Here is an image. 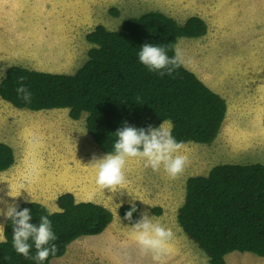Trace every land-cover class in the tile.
Listing matches in <instances>:
<instances>
[{"label": "rangeland", "instance_id": "374dc122", "mask_svg": "<svg viewBox=\"0 0 264 264\" xmlns=\"http://www.w3.org/2000/svg\"><path fill=\"white\" fill-rule=\"evenodd\" d=\"M149 11L162 12L180 24L192 16L206 22V36L182 38L176 48L184 52L185 67L228 107L212 144H185L183 154L189 164L176 178L136 159L126 167L128 182L123 189L101 190L90 164L94 155L105 154L86 130V114L75 121L67 109L32 112L0 98V142L10 145L15 155V164L6 173L8 183L0 176V189L6 190L0 191V209L34 201L52 210L57 197L68 192L79 202L105 206L116 218L103 238L89 236L72 243L71 261L79 260L82 253L93 257L92 248L102 246L116 249L118 264H209L176 220L187 179L205 176L224 163L264 165V0H0V82L10 66L74 74L88 60L93 45L86 36L96 26L117 31L126 19ZM166 126L170 131L171 125ZM11 190L15 199L8 195ZM133 201L141 214L154 216L178 238L159 261L142 254L132 235H125L131 229L121 222L119 208ZM155 207L162 210L160 215L153 212ZM5 220L0 216V241ZM110 234H122V240L109 241ZM229 255L228 264H264V258L251 253Z\"/></svg>", "mask_w": 264, "mask_h": 264}, {"label": "trees", "instance_id": "16d2710c", "mask_svg": "<svg viewBox=\"0 0 264 264\" xmlns=\"http://www.w3.org/2000/svg\"><path fill=\"white\" fill-rule=\"evenodd\" d=\"M207 32L206 22L198 16L180 24L159 11L126 19L117 31L98 25L86 36L93 45L88 60L74 74L10 66L0 82V98L32 112L67 109L75 121L86 114V130L104 154L114 151L115 133L125 123L147 129L166 121L178 142L209 145L218 138L227 116L226 100L185 66L173 76L161 77L142 65L138 55L145 43H152L165 47L172 56L180 39L202 38ZM20 77L25 78L24 85L32 94L30 103L20 99L16 91ZM14 164L12 147L0 142V172ZM17 206L30 210L34 225L42 215H48L52 222L58 253L43 264L63 257L78 239L103 233L114 220L105 206L79 202L68 192L57 197L55 212L34 201ZM135 206L133 222L141 216ZM129 210L128 204L119 208V217L126 225H130L124 219ZM153 212L160 215L162 210L155 207ZM177 222L207 255L209 264H226V256L232 252L264 258V165L224 163L215 165L205 176L188 178ZM12 233L11 221L6 219L0 264H36L16 253ZM30 255H35L34 245Z\"/></svg>", "mask_w": 264, "mask_h": 264}, {"label": "clouds", "instance_id": "9594fccd", "mask_svg": "<svg viewBox=\"0 0 264 264\" xmlns=\"http://www.w3.org/2000/svg\"><path fill=\"white\" fill-rule=\"evenodd\" d=\"M138 55L142 65L150 72L158 73L161 77L173 76L187 63L181 49L176 48L174 55L169 56L165 47L152 43H145L140 48ZM24 80V77L19 78V86L16 91L20 99L30 103L32 94L25 87ZM166 125L165 121L160 127L149 126L147 129H138L125 123L115 133L117 139L113 145L114 151L108 152L102 158L95 155L92 158L90 166L97 173L96 185L101 190H109L113 193L123 189L128 182L126 167L129 161L136 159L144 161L145 166L150 167L153 171L162 169L171 178L181 175L189 164V157L183 154L184 142H178ZM8 195L13 199L17 197L12 194V190ZM54 207L57 209L56 205ZM135 212H137V208L133 201L130 203V210L124 217L130 223L132 237L142 254H151L154 261H159L168 252L175 234L171 228L158 222L154 216L150 217L147 212L142 213L140 218L133 222L132 217ZM0 216L11 221L12 243L17 254L23 255L25 259L36 261V264H43L50 255H57L58 247L54 243L57 237L52 230V222L48 215L40 216L38 225H34L30 222L32 214L29 209L19 210L16 204H11L7 205L6 211L0 209ZM33 245L34 256L30 255Z\"/></svg>", "mask_w": 264, "mask_h": 264}, {"label": "crops", "instance_id": "0c3cea01", "mask_svg": "<svg viewBox=\"0 0 264 264\" xmlns=\"http://www.w3.org/2000/svg\"><path fill=\"white\" fill-rule=\"evenodd\" d=\"M55 110L58 111V110H61V109H55ZM62 110H64V109H62ZM49 111H51V110H49ZM255 164H257V163H255ZM7 171L8 170L3 171V172H0V174H1L0 176L2 177V180L4 182H7L8 183V181L6 180V173H7ZM3 190L6 191L5 189H0V191H3ZM55 211H57V209L55 207H53L52 212H55ZM115 220H116V218L114 216V220H113L112 224L115 222ZM105 232L97 235L98 238L99 237L103 238V236H105V235H103ZM175 233H178L179 234L180 232L177 230V231H175ZM125 235L126 236L132 235V233H130V234H126L125 233ZM110 236L111 237H110V240L109 241H112V240H122V237H121L122 234H119V235H117V234L116 235H111L110 234ZM172 242H174V243L179 242L178 241V238H175L174 237V239L172 240ZM107 246H110V245H108V242H107ZM92 249H93V257L87 256L84 253H82L80 255L81 258L79 260H77V261H71L69 259V257H68V250H67L66 254L63 257L54 259V260H52V262H53V264H60V263H62V264H118L117 261L114 258V256L116 255V253H115L116 252V249H114L112 247H102V246H99V247H96V248H92ZM86 251L87 250H84V252H86ZM231 256H232V258H238L239 257L238 255H231ZM226 257H227L226 258V260H227L226 261V264H228V257H230V255L229 256L227 255ZM52 262H51V264H52Z\"/></svg>", "mask_w": 264, "mask_h": 264}, {"label": "bare ground", "instance_id": "6f19581e", "mask_svg": "<svg viewBox=\"0 0 264 264\" xmlns=\"http://www.w3.org/2000/svg\"><path fill=\"white\" fill-rule=\"evenodd\" d=\"M245 79H246V78H245ZM248 79H249V78H248ZM259 83H260V82H259ZM259 83H258V84H259ZM258 84H257V86H258ZM259 85H260V84H259ZM263 121H264V120H263ZM262 123H263V122H262ZM247 132H248V131H247ZM257 134H258V133H257ZM259 134H260V133H259ZM250 136H251V135H250ZM256 137H258V136H256ZM255 140H256V139H255ZM257 141H258V140H257ZM257 141H256V142H257ZM81 155H82V154H81ZM58 160H60V159H58ZM78 164H79V163H78ZM76 165H77V164H76ZM179 197H180V196H179ZM140 210H141V209H140ZM145 212H146V211H144V213H145ZM120 226H121V225H120ZM118 227H119V225H118ZM122 227H123V226H121V228H122ZM119 228H120V227H119ZM118 263H119V262H118Z\"/></svg>", "mask_w": 264, "mask_h": 264}]
</instances>
